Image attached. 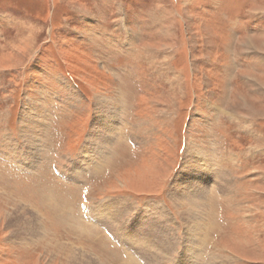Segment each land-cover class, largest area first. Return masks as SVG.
I'll list each match as a JSON object with an SVG mask.
<instances>
[{"label":"rangeland","instance_id":"obj_1","mask_svg":"<svg viewBox=\"0 0 264 264\" xmlns=\"http://www.w3.org/2000/svg\"><path fill=\"white\" fill-rule=\"evenodd\" d=\"M141 210L134 249L113 230ZM162 245L264 264V0H0V264Z\"/></svg>","mask_w":264,"mask_h":264},{"label":"bare ground","instance_id":"obj_2","mask_svg":"<svg viewBox=\"0 0 264 264\" xmlns=\"http://www.w3.org/2000/svg\"><path fill=\"white\" fill-rule=\"evenodd\" d=\"M127 45V44H126ZM101 111H103L104 112V114H103V116H102V118H101V122L100 121H98V122H100V124H105L106 123V121L108 120V118H113V117H115V116H117L116 115V112H115V114H114V110H108V108L106 107V106H101ZM105 111H107V112H105ZM101 114V113H100ZM104 115L106 116V117H104ZM100 126V125H99ZM97 127H93V129H95L94 131H93V133L94 134H96L97 133V130L98 129H96ZM100 128V127H99ZM102 131H103V128H102ZM100 133V132H99ZM99 135V134H98ZM104 135H105V133H104ZM104 138H105V136H103ZM107 137V136H106ZM101 138H102V136H101ZM108 139V138H107ZM91 141H92V138H91ZM90 141V142H91ZM105 141V140H104ZM91 143H89V145H90ZM101 145V144H100ZM91 147V146H90ZM96 148V147H95ZM90 150H91V148H90ZM90 150H88V149H85V148H83V153L84 154H88V153H86V151H90ZM93 151H94V149H93ZM99 151V150H98ZM196 156V155H195ZM196 158V157H195ZM199 162V161H198ZM199 166V165H198ZM201 170V169H200ZM202 170H203V168H202ZM210 170V169H209ZM225 170V169H224ZM212 172V171H211ZM208 174V173H207ZM178 178V177H177ZM181 179V178H180ZM211 179H215L216 180V173H212V175H211ZM177 181L178 182H174L173 181V187H172V191L174 192V193H176L177 195V201H178V198L180 199V198H182V196L184 195V190L182 189L183 188V186H184V183H185V181H187V179L186 178H183V179H181L180 181H179V179H177ZM219 181V180H218ZM213 182H215L214 180H213ZM221 182V181H220ZM180 184H183V186H182V188H181V185ZM172 185V184H171ZM178 188V192L176 191V189ZM185 188V187H184ZM216 188V190H218V192L219 193H222L220 190L221 189H219L218 187H215ZM182 191V192H181ZM198 192V191H197ZM171 193V192H170ZM196 193V192H195ZM198 196V195H197ZM176 203V202H175ZM64 205V204H63ZM62 210V209H61ZM63 213V212H62ZM16 215V214H15ZM95 220L97 221V222H101V220H99V219H97V218H95ZM133 220L134 221H136V223L137 222H140L141 223V226H142V228L140 229V228H138L136 225H134V224H131V225H129V226H127L126 227V223L125 224H123V228L122 229H120V230H113L114 232H117V234H114V235H116V237H119V238H117V239H120V240H122V241H124L126 244H128L129 246H130V241H132L134 244H136V245H133L132 246V248H134V249H136L137 247H138V244L137 243H141V242H144L145 240L146 241H148V242H151L152 240L151 239H146V238H144L145 237V234L146 233H148V234H150V235H153V231H152V226H153V219H148L145 215H144V212L141 210V211H138V212H136V215L134 216V218H133ZM19 221H17L16 222V224L18 223ZM73 223L74 224H77L78 226L77 227H79V226H81L82 224H81V222L79 221V222H74L73 221ZM8 224L10 225V227H11V225H12V223H10V222H8ZM105 224V223H104ZM29 227V226H28ZM18 227H16V229L14 230V231H16V232H18V234H19V236H22V234H21V231L23 230L22 228H20V229H18ZM38 229V228H37ZM24 232V236H27V235H30V237H34L35 236V234H37V233H39V232H36V230L34 231V227H33V225H30V228H29V230H24L23 231ZM40 234V233H39ZM196 237V236H195ZM38 239H40V238H38ZM188 243H187V241L185 242V248H187V249H189L190 248V246H188L187 245ZM168 246L169 245H162V246H159V248H158V251L160 252L159 254H161V255H166L167 257L169 256V257H172L173 255H172V247H169V250H168ZM79 249V248H78ZM72 250V249H71ZM75 250V249H74ZM73 251V250H72ZM72 253V252H71ZM195 253V252H194ZM159 254H155L152 258H150L149 260H147V261H144L143 262V264L144 263H148V262H151V259L152 260H154L155 258H156V260H158V258L160 259L159 260V262L161 263V264H165L164 263V261L162 260V258H161V256L159 255ZM165 256V257H166ZM92 257V256H91ZM192 257H194L193 255H192ZM68 258V257H67ZM82 258V257H81ZM74 259V258H73ZM83 259V258H82ZM81 259V260H82ZM91 260V259H90ZM136 259L135 258H133V259H127V260H125V261H123L122 262V264H136V261H135ZM177 260V259H176ZM175 260V261H176ZM69 261V260H68ZM74 261V260H73ZM95 261V260H94ZM178 261V260H177ZM74 262H77V261H74ZM138 262V261H137ZM73 263V262H72ZM175 263H177V262H175ZM97 264V263H96ZM185 264H190V262H189V257L187 256L186 257V259H185ZM191 264H193V263H191Z\"/></svg>","mask_w":264,"mask_h":264},{"label":"crops","instance_id":"obj_3","mask_svg":"<svg viewBox=\"0 0 264 264\" xmlns=\"http://www.w3.org/2000/svg\"><path fill=\"white\" fill-rule=\"evenodd\" d=\"M171 262H173V257H172V259L170 260V263H171ZM170 263H169V264H170ZM171 264H172V263H171Z\"/></svg>","mask_w":264,"mask_h":264},{"label":"flooded vegetation","instance_id":"obj_4","mask_svg":"<svg viewBox=\"0 0 264 264\" xmlns=\"http://www.w3.org/2000/svg\"><path fill=\"white\" fill-rule=\"evenodd\" d=\"M125 243V242H124ZM126 244V243H125ZM127 245V244H126Z\"/></svg>","mask_w":264,"mask_h":264}]
</instances>
